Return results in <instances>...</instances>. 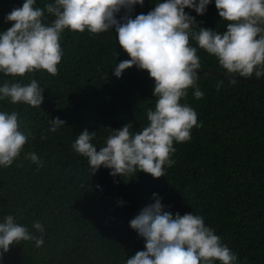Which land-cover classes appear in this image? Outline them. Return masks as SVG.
Returning a JSON list of instances; mask_svg holds the SVG:
<instances>
[{
	"label": "trees",
	"instance_id": "1",
	"mask_svg": "<svg viewBox=\"0 0 264 264\" xmlns=\"http://www.w3.org/2000/svg\"><path fill=\"white\" fill-rule=\"evenodd\" d=\"M23 2L0 0V33L12 26L5 17ZM159 2L166 0H144L137 15L147 14ZM47 3L54 0H36L35 6ZM185 12L198 28L226 31L214 0L202 16L187 8ZM124 14L122 9L116 18ZM52 19L46 13L45 22ZM190 44L197 47L200 70L226 73L195 40ZM60 46L63 56L55 77L43 70L15 78L0 73V87L35 79L44 89L39 108L0 100V111H16L20 130L31 133L19 159L9 168L0 166V223L13 215L18 224L44 238L41 247L34 241L11 245L0 264H126L145 244L129 222L154 202V193L174 215L202 216L237 256L236 264H264V87L210 72L198 74L203 97L196 99L195 89L189 88L180 103L195 110L200 126L191 130L189 141L173 142L175 163L165 166L164 177L153 179L139 171L112 177L103 166L93 175L73 143L87 129L96 132L91 143L99 151L112 130L131 124L130 132L136 133L146 127L147 111L154 110L157 101L154 81L136 66L120 78L113 75L114 67L129 59L114 29L99 34L65 29ZM257 70L264 71V66ZM251 77L264 82V75L257 77L255 70ZM57 117L65 126L51 132L50 121ZM30 152L42 166L25 159ZM34 222L42 224L43 234L33 229Z\"/></svg>",
	"mask_w": 264,
	"mask_h": 264
},
{
	"label": "clouds",
	"instance_id": "2",
	"mask_svg": "<svg viewBox=\"0 0 264 264\" xmlns=\"http://www.w3.org/2000/svg\"><path fill=\"white\" fill-rule=\"evenodd\" d=\"M211 2L166 0L133 19V7L142 6L144 0H54L43 8L35 6L36 0H24L21 7L5 17L12 26L0 33V73L15 78L43 70L55 77L63 56L60 38L65 29L76 33L87 30L91 34L114 29L118 45L129 59L116 65L113 75L120 78L133 66L146 71L154 81L155 108L147 111L149 123L139 132H130L131 124L112 130L106 145L97 151L91 143L96 132L85 129L72 148L87 158L93 175L103 166L111 170L112 177L139 171L159 179L165 176V166L170 168L175 163L171 159L176 150L173 142L189 141L191 130L200 126L195 110L180 103L189 88L195 89L196 99L204 95L197 87L200 57L190 39L216 57L228 74L248 78L255 70L257 77L264 75V71L257 70L264 66V0H214L218 16L226 23L223 34L198 28L195 18L185 12L187 8L202 16ZM122 9L125 14L118 20L116 16ZM46 13L53 17L50 23L45 22ZM194 27L198 31L194 32ZM43 91L35 79L27 85L6 82L0 87V100L39 108ZM50 123L51 132L65 126L59 117ZM30 135L20 130L16 111H0V166L9 168L19 159ZM25 159L42 166L35 152L28 153ZM152 199L154 202L129 222L145 244L144 250L137 251L126 264H236L237 256L205 225L202 216L174 215L165 210L157 194ZM32 227L41 234L45 231L40 222H34ZM21 241H34L36 247L44 244L43 235H34L13 215L5 216L0 223V259L11 245Z\"/></svg>",
	"mask_w": 264,
	"mask_h": 264
},
{
	"label": "water",
	"instance_id": "3",
	"mask_svg": "<svg viewBox=\"0 0 264 264\" xmlns=\"http://www.w3.org/2000/svg\"><path fill=\"white\" fill-rule=\"evenodd\" d=\"M137 12H138V5H135L134 6V11H133V16H132L133 19L137 16ZM197 71H198L197 74H201V73H204V72H210L212 74H216V75H219V76L229 77V78H233V79H240V80L247 81V82L258 83L259 85L264 87V82L262 80L256 79V78H252V77L243 78V77H240L239 75L227 74V73H224V72L213 71V70H210V69H202V70H197Z\"/></svg>",
	"mask_w": 264,
	"mask_h": 264
}]
</instances>
